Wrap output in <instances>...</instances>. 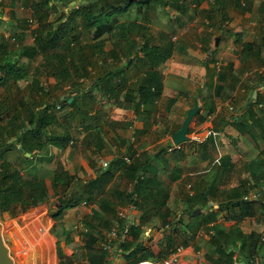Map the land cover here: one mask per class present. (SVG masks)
I'll list each match as a JSON object with an SVG mask.
<instances>
[{"label": "crops", "instance_id": "crops-1", "mask_svg": "<svg viewBox=\"0 0 264 264\" xmlns=\"http://www.w3.org/2000/svg\"><path fill=\"white\" fill-rule=\"evenodd\" d=\"M152 4L154 12L168 16L165 26L156 25L154 18L148 23L154 42L164 41L159 37L161 32L166 39L174 41L175 47L162 64L160 98L147 112L141 106L136 113L133 108L118 106L98 95L103 100L88 112V121L83 127L78 126L81 132L64 149L48 141L33 159L21 162L20 166L31 168L29 173H36L48 184L53 172L44 178V168L54 171L56 164L62 163L75 181L78 177L86 181L95 178V169L101 167L102 160L108 165L117 155L127 157L131 154L132 157L133 154L152 165L158 164V174L164 180L173 179L162 208L167 220L179 216L187 220L183 211L186 195H199L205 189H210L207 206L214 209L236 188L247 189L246 193L240 192L241 195L253 199L256 190L264 192V0H155ZM176 21V27L170 26ZM117 35L109 36L112 41L123 38ZM243 44H250L252 48L243 50ZM47 82L53 89L55 79L48 77ZM54 89L52 95H58L60 99L75 95L70 89L65 93L63 89ZM36 98L39 108L50 103L47 95ZM170 99L174 101L170 102ZM195 101L198 108L186 131L190 144L183 148L185 154L176 163L172 156L174 151L168 152L166 148L173 143L171 134L181 127L187 110ZM75 123L76 120L72 125ZM93 127L99 129L101 142L91 138L96 137L89 134L94 131ZM83 139L88 144L85 148L80 145ZM161 158L167 159L166 163H162ZM176 165L181 168L178 172L174 170ZM145 174L149 175L148 172ZM130 185L120 177V170H115L105 189H109L107 197L116 202V210L129 209L127 214L137 223V209H130L117 195L119 191L129 190ZM56 209L50 216L52 219L43 215L39 222L44 226L53 220L45 234L50 239L49 251H42V257L38 258L39 249H32L25 240L29 237L35 242L34 228L38 229L40 225L34 221L27 230L19 229L18 233L24 238L22 243L26 242L30 253L21 258L16 255L19 264H73L75 261L86 264L87 259L80 257V248L87 234L92 231L104 238L115 217L108 212L101 213L100 217L92 216V210H98L97 204L80 203L64 209L58 202ZM60 210H63L61 214ZM199 211L206 213L209 209H196L192 214ZM261 212L258 217L247 216L238 223L225 219L224 210L215 218V223L226 230L223 239L234 251L236 264H264V211ZM19 224L24 226L22 219ZM212 224L214 221L206 225ZM200 226L194 238L183 246L177 264H211L217 258L215 248L209 242V233ZM166 227L144 226V231L137 234V240L157 252ZM251 233L260 238L257 253L247 259L238 252L246 253L251 248ZM119 249L106 256L108 264L125 263Z\"/></svg>", "mask_w": 264, "mask_h": 264}, {"label": "trees", "instance_id": "trees-1", "mask_svg": "<svg viewBox=\"0 0 264 264\" xmlns=\"http://www.w3.org/2000/svg\"><path fill=\"white\" fill-rule=\"evenodd\" d=\"M16 1L10 0L11 9ZM20 1L29 10L30 17L16 20L18 29L12 30L10 39L0 35V92H5L0 94V212L8 213L16 207L24 212L47 202L49 197L48 184L36 173H29V167H23L26 171L23 173L19 166L21 162L33 159L48 141L64 149L81 132L78 126L83 127L88 121V112L95 109L99 100H103L98 95L118 106L133 108L136 113L144 106L147 112L162 94V64L175 49L174 41L166 39L161 32L159 37L164 41L155 43L149 31L148 23L153 19L150 11H154L152 3L155 0ZM1 8L0 0V13ZM52 15L53 20L50 18ZM29 21L36 24L35 28H30ZM27 30L33 37L30 43H24ZM112 31H120L119 35L123 38L112 41L109 36H115ZM251 48L252 45L243 44V50ZM38 57L41 62L31 68L33 60ZM131 68L135 70V75L140 74L134 80L127 75ZM97 71L99 73L95 74ZM48 77L55 79L53 89L61 91L68 85L75 95L63 99L58 95L53 96L52 85L50 88L45 80ZM22 82L26 83L25 86L21 85ZM23 89L27 93L24 98L14 101L10 98L16 90L19 92ZM42 95H47L50 103L39 108L36 97ZM70 97L73 99L68 102ZM172 101L174 99H170ZM65 108L67 114L57 117L56 113ZM69 119L77 123L72 125L73 121ZM93 128L94 131L89 134L97 138H91L101 142L99 129ZM189 144L182 143V149L174 150L172 156L176 163L185 154L183 148ZM80 145L83 148L88 146L85 139ZM26 153H29V157ZM160 153L163 151L160 150ZM129 155V162L124 160L125 155L112 158L106 168L95 169V178L86 181H75L63 166L57 167L49 185L54 194L62 191L67 195V198L58 201L59 205L68 209L82 202L97 204L98 210L93 209L92 216L100 217L103 212L116 216V202L107 197L109 189L105 188L115 170H120V177L131 185L129 190L119 191L117 195L129 207L134 206L139 215L138 222L129 228L132 239L118 247L125 258L124 264L167 257L176 246L187 245L201 228L200 225L209 233V242L217 253V258L211 264H234V251L223 239L226 230L215 223V218L223 210L225 219L237 223L247 216L258 217L264 211V192L256 190L253 199H244L240 192L246 193L247 189L240 191L242 189L236 188L214 209L207 206L210 189H205L199 195H186V208L183 211L187 220L182 216L167 220L162 208L173 179L164 180L158 174V164L152 165L141 157ZM166 160L160 159L162 163H166ZM180 169L177 165L174 167L176 172ZM205 207L209 209L208 212L192 214L194 210ZM34 211L31 210L23 218L31 219ZM209 221H214V224L206 225ZM111 224L112 221L109 227ZM160 225H167V232L160 239L159 250L154 252L137 240V234L144 231V226L157 228ZM44 236L46 243L50 244V239ZM250 238L251 248L246 253L238 252L247 259L257 253L260 236L251 233ZM101 239V235L92 231L87 234L80 248V257L87 259L86 264H108L106 254L97 246ZM25 240L29 247L38 249L33 239L25 237Z\"/></svg>", "mask_w": 264, "mask_h": 264}, {"label": "rangeland", "instance_id": "rangeland-1", "mask_svg": "<svg viewBox=\"0 0 264 264\" xmlns=\"http://www.w3.org/2000/svg\"><path fill=\"white\" fill-rule=\"evenodd\" d=\"M1 3H2V8H1L2 11L0 13V16L1 17L3 16V18H1V20H0V35L4 36L5 38L10 39V35L12 34V30H15V28L18 27L16 20L21 19V18L30 17V12L26 6L24 7L23 4H21L20 0H17L15 2V4H14L15 6L12 7V9L10 8V4H9L10 0H1ZM64 11H66V9H64ZM150 13H151V15H153V18L155 19L156 25L165 26L167 24L168 16L166 14H163L162 12H158V11L154 12L152 10L150 11ZM50 18L53 20L54 15H52ZM13 21H14V24L11 25V23H13ZM29 23L31 24L30 28L35 24V23H33V21H29ZM176 24L178 25V21L171 22L170 26L176 27ZM26 34H27V38L25 39L24 43L25 42L29 43L32 41V39H31L32 35L30 34L29 30H27ZM112 34L113 35L118 34L117 36H119L120 31H117L116 33H115V31H112ZM175 42H177V41H175ZM39 62H41V60L39 58H36L35 60H33V63H32V65H30V67L34 68ZM97 73H99V71L95 72V74H97ZM127 75L129 76L130 79L132 78V80H134L135 78L140 76V74L135 75V70L133 68H131L130 70L127 71ZM45 80L47 82V78ZM23 84H24V82L21 83V85H23ZM25 84H24V86H25ZM0 91H1V89H0ZM63 91H64V89H63ZM68 91H70V90L67 87L66 90L64 91V93L68 92ZM0 94L3 95V94H5V92H3V93L0 92ZM26 94H27L26 89H23L22 91H19V92L16 90L10 98H12V100L14 101L15 99H19L20 97L24 98L26 96ZM66 111H67L66 109H63L60 112H57L56 116L62 117L65 114H67V113H65ZM69 120L74 121V119H69ZM183 143H185V142H183ZM12 156L13 155H11V157ZM19 166H20V164H19ZM59 166H64V165L62 163L56 164V168ZM20 167H21L22 172L25 173L26 171L23 169V166H20ZM44 170H45L43 173L44 178H47L49 175H51V172H54L47 167L44 168ZM78 180L79 181L83 180V178L78 177ZM78 180H76V181H78ZM47 188L49 191V197H48L47 202L39 204L35 207L28 208L24 212H21L18 209V207H16V209L15 208L11 209L10 213H8L6 211L0 212V227H1L2 233L4 235L5 243L9 248L10 255L12 256V258L14 259L16 264H19V262H20L17 257L21 258L22 255H24V254L30 255L28 248H27V245H26V242L22 243V239L24 240V238L20 233H18L19 229H26L27 230L28 225L32 226V222H34V221L40 225L39 222H40L41 217H43V215L45 217H47V219H52L50 216L54 212H56V210H57L56 206L58 205V201L61 198H64V197L67 198V195L62 191H59V192L54 194L49 183H48ZM31 210H35L34 211L35 215L30 220H25L23 218L24 214L30 212ZM21 219H22V223H24V226L20 227L21 224H19V223H20ZM52 222H53V220L50 222V224H46L44 226L40 225V228H38V229L34 228L35 242L37 243V247L39 249L38 258L42 257V254H41L42 251H49L47 243L45 242V239H44L45 238L44 234L47 235V232H46L47 227H49L52 224ZM14 223L16 225H14ZM56 228H57V226H56ZM50 238H52V237L50 236ZM54 241L55 240L53 239V243H54ZM15 249H16V251H15ZM53 249H54V247H53ZM16 255H17V257H16ZM50 258H52V257H50Z\"/></svg>", "mask_w": 264, "mask_h": 264}, {"label": "built area", "instance_id": "built-area-1", "mask_svg": "<svg viewBox=\"0 0 264 264\" xmlns=\"http://www.w3.org/2000/svg\"><path fill=\"white\" fill-rule=\"evenodd\" d=\"M168 152L182 149V143L174 144L172 143L167 148ZM126 162H129L128 157H124ZM101 167H106L107 162L102 160ZM254 195H252L253 197ZM248 198V197H245ZM87 205L86 202H82ZM130 209H135L131 206ZM129 210V209H128ZM128 210L119 209L115 218L112 220V224L109 229L105 232L104 238L100 243V248L106 254L110 256L113 254L114 250L119 247L120 244L124 243L130 237L129 228L135 224V219L127 214ZM183 246L178 245L174 250L163 259H144L138 262V264H177L179 259V253L182 251ZM120 250V249H119ZM233 263L236 264V256H233ZM73 264H79L78 262H73Z\"/></svg>", "mask_w": 264, "mask_h": 264}, {"label": "water", "instance_id": "water-1", "mask_svg": "<svg viewBox=\"0 0 264 264\" xmlns=\"http://www.w3.org/2000/svg\"><path fill=\"white\" fill-rule=\"evenodd\" d=\"M70 101L71 98L68 99V102ZM197 108H198V103L197 101H195L194 105L187 110L186 116L181 124V127L171 134V141L174 144H179L190 140L189 137L186 135V131L188 129L192 117L195 115L197 111ZM26 155H29V153H26ZM0 264H14V260L10 255L9 248L5 243V239L1 227H0Z\"/></svg>", "mask_w": 264, "mask_h": 264}]
</instances>
